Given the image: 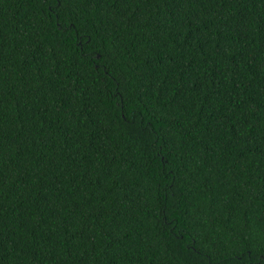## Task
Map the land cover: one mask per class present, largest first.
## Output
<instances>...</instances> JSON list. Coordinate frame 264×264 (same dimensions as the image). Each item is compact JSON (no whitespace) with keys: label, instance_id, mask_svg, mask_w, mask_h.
<instances>
[{"label":"trees","instance_id":"obj_1","mask_svg":"<svg viewBox=\"0 0 264 264\" xmlns=\"http://www.w3.org/2000/svg\"><path fill=\"white\" fill-rule=\"evenodd\" d=\"M0 264H264V0H0Z\"/></svg>","mask_w":264,"mask_h":264}]
</instances>
